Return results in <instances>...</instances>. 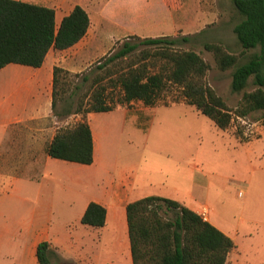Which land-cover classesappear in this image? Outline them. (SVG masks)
Returning <instances> with one entry per match:
<instances>
[{
    "label": "trees",
    "instance_id": "1",
    "mask_svg": "<svg viewBox=\"0 0 264 264\" xmlns=\"http://www.w3.org/2000/svg\"><path fill=\"white\" fill-rule=\"evenodd\" d=\"M233 3L243 17L233 28L242 51L235 54L216 43L204 46L214 54L220 70H232V91L243 92L236 108L229 107L209 85L206 77L210 64L196 51L183 48L192 36L136 37L138 42L125 41L118 51L104 58L97 70L83 75L73 92L63 98L61 112H57L58 100L71 89L72 80L68 70L55 68L54 115L60 121L82 115V120L60 128L47 145V154L67 162L93 164L94 139L87 115L113 111L117 104H185L195 107L223 131L236 117L245 119L261 113L258 120L264 126V0ZM90 25L88 12L79 5L57 26L53 8L0 0V71L9 64L41 67L52 48L73 47L87 35ZM84 87L87 92L74 109L72 98ZM116 88L121 96L108 104L107 93ZM126 216L133 264H227L236 248L232 238L201 214L170 198L152 195L132 201ZM106 221V208L95 202L88 205L81 220L94 228L104 227ZM37 258L39 264H54L58 255L51 243L44 241L38 245Z\"/></svg>",
    "mask_w": 264,
    "mask_h": 264
},
{
    "label": "crops",
    "instance_id": "2",
    "mask_svg": "<svg viewBox=\"0 0 264 264\" xmlns=\"http://www.w3.org/2000/svg\"><path fill=\"white\" fill-rule=\"evenodd\" d=\"M20 1L53 8L56 11L57 26L79 5L88 12L91 25L87 35L73 47L66 50L52 48L41 67L9 64L0 71L8 70L9 74L17 80L14 83L16 89L0 101V166L6 164L8 160L2 152L7 151V144L12 140V135L17 134L16 129H19L17 125L43 120L52 115L54 70L56 67H63L72 72H81L85 70L86 64L92 57L104 54L100 48L106 46L108 39H119L132 35L153 36L149 35V32L145 33L144 30H152L155 28L153 27L155 23H164L171 17L169 7L171 0ZM211 1L218 2V0ZM179 2H188V0ZM189 2H203V0H189ZM199 15L198 17L207 16L205 13ZM219 15V11H216L213 18L218 20ZM140 30L143 32H139ZM156 108L159 107L145 106L137 110L123 108L109 112L119 113L121 122L130 123L138 129L142 128L140 130L147 133ZM101 113L87 115L94 139L93 164L82 165L50 157L46 148L55 133L43 147L45 151L43 149L40 152L37 149L34 150L29 162L26 159H19V166L36 168L35 176L23 173L20 175L9 174L0 169V220L8 212L5 204L9 199L6 197H10L12 193H14L12 196L15 197L23 189H28L34 198V202H32V199L28 200L24 196H19V211L28 201L33 204L31 207L33 217L29 222H25V220H18L15 223L0 221V264H39L37 249L38 245L44 241L50 242L57 255L69 261L72 253L75 252L77 255L80 252L85 255L88 247L96 246L110 223L114 224L113 230L117 237V242L112 250L114 254H119V263L133 264L126 208L130 202L138 200V197L134 196L138 181L134 176V167L123 168L119 161L114 160L111 154L104 151L105 129L99 126L97 121ZM245 134H249V137L241 140L223 131V136L231 138L236 147L243 148L249 164L247 174L236 179L241 183V185L238 184V187L242 202L239 208L237 207L238 215L235 216L234 224L230 223L229 219L221 217L226 212H230L231 202L219 201V196L210 192L211 180L207 179L205 175L200 174L202 178L197 175L203 172L199 166L191 167L195 174L193 185L202 188L199 192L187 193L185 200L180 197H162L179 201L199 214H202L204 208L208 209L207 220L232 238L236 244V248L230 253L227 264H264V126L261 123L260 126ZM41 151L44 153L42 154ZM53 164L70 165L68 172H71V176L74 174L76 183L85 186L90 184L100 190L96 197L82 201L78 205L75 218L77 222H72L71 225L66 223V227H63L65 229L73 226L78 227L80 234L75 237L72 233H69L66 238L61 234H53L56 206L54 200L58 190L55 188L57 184H55L53 172L50 170ZM62 190L67 192L65 187ZM91 202L106 208L107 221L104 227L94 228L82 224L83 215ZM96 261L97 263L102 262L98 259ZM105 263L113 264L114 260L106 259Z\"/></svg>",
    "mask_w": 264,
    "mask_h": 264
},
{
    "label": "rangeland",
    "instance_id": "3",
    "mask_svg": "<svg viewBox=\"0 0 264 264\" xmlns=\"http://www.w3.org/2000/svg\"><path fill=\"white\" fill-rule=\"evenodd\" d=\"M179 1L171 0L169 2L171 10L169 19L165 20L164 23H155L153 31L144 30L145 33L149 32V35L153 36L132 35L119 39H108L106 46L100 48L104 54L92 57L90 62L86 64L85 70L81 72L68 70L71 73L69 78L72 80L71 89L59 98L57 112L62 111L63 98L73 92L81 77L97 70V67L104 62V58L118 51L128 38L135 43L138 42L136 37L184 35H190L192 38L190 43L183 45V48L196 51L210 64L211 68L206 77L209 85L225 100L229 107L236 108L242 99L243 92L235 93L232 91V70H220L214 54L206 50L204 44H221L228 51L239 54L242 47L233 32V28L243 17L236 10L233 0H218V2L211 0H203V2ZM216 11L220 13L218 20L213 18ZM201 13H205L207 16L198 17ZM139 32L143 31L140 30ZM145 48V46L141 47L139 51ZM9 73L8 70L0 72V101L16 89L14 83L17 80ZM75 74L81 76L75 77ZM173 91L176 90L173 89ZM86 92L87 87L75 92L76 94L72 98L74 109ZM120 96L119 88L109 90L107 93L108 104H113V98L115 101ZM143 107H145L143 103L134 102L123 107L117 104L115 109L137 110ZM54 114L53 112L50 117L43 120L17 125L20 130L16 129L17 134L12 135V140L7 144V151L2 152L5 158H8L6 164L0 166L2 171L14 175L23 173L24 175L35 176L34 170L36 168L19 166V159H26L29 162L34 150L37 149L39 152L41 149L44 150L43 147L60 128L71 127L82 120V115L74 114L60 121ZM119 115L117 112H103L97 121L99 126L105 129L104 151L111 154L114 160L119 161L123 168L134 167V176L138 181L134 192L135 197L141 199L146 196L159 195L180 197L185 200L187 193L192 191L197 193L202 189L193 185L195 174L191 167L196 165L203 171L197 175H205L207 179L211 180L210 192L219 196V201L231 202L230 212H226L221 217L229 219L232 224L235 223V216L238 215L237 210L242 202L238 187V184L241 185V183L237 182L236 179L245 176L249 166L247 154L244 153L242 147H236L231 138L223 136V131L217 129L211 119L198 112L195 107L185 104L156 108L147 133H143L140 130L142 128L133 127L130 123L124 124ZM260 116L261 113L253 114L245 119L236 117L225 132L237 139H247L249 131L262 123L258 120ZM69 166L53 164L50 167L54 175V182L57 184L55 188L58 189L54 200L56 206L53 234H61L64 238L69 233H72L74 237L80 234L78 227V229L74 226L70 227L68 228L69 231L63 227H66V223L70 225L72 222L76 223L78 205L82 201L96 197L100 192L93 185L85 186L76 183L74 174L71 176V172H68ZM36 171L38 173V170ZM202 175H200L201 178ZM63 187L66 188L67 192L62 190ZM12 195L6 197L9 199L5 204L8 212L2 216L0 221L15 223L18 220H25V222H29L33 217L31 214L33 204L28 201L19 211L18 202L20 201L19 196H24L28 200L32 199L34 202L33 194L30 193V190L23 189L17 196L13 197ZM113 225L112 223L109 224L102 233L101 241L97 242L96 246L88 247V252L86 251L85 255L80 252L76 255L74 252L69 261L58 255L53 263L106 264L105 260L112 258L113 264H120L119 254H114L112 250L117 242ZM97 259L102 262L97 263Z\"/></svg>",
    "mask_w": 264,
    "mask_h": 264
},
{
    "label": "built area",
    "instance_id": "4",
    "mask_svg": "<svg viewBox=\"0 0 264 264\" xmlns=\"http://www.w3.org/2000/svg\"><path fill=\"white\" fill-rule=\"evenodd\" d=\"M201 216L205 219V220H207V216H208V209H206V208H204V210L202 211V214H201Z\"/></svg>",
    "mask_w": 264,
    "mask_h": 264
},
{
    "label": "water",
    "instance_id": "5",
    "mask_svg": "<svg viewBox=\"0 0 264 264\" xmlns=\"http://www.w3.org/2000/svg\"><path fill=\"white\" fill-rule=\"evenodd\" d=\"M62 264H76V263H73V262H64Z\"/></svg>",
    "mask_w": 264,
    "mask_h": 264
}]
</instances>
